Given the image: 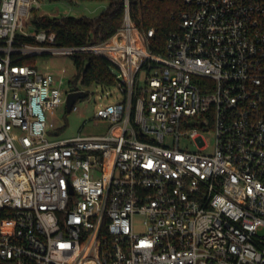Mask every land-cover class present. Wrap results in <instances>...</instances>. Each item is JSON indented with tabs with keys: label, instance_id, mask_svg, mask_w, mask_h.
Here are the masks:
<instances>
[{
	"label": "built area",
	"instance_id": "2783aa9c",
	"mask_svg": "<svg viewBox=\"0 0 264 264\" xmlns=\"http://www.w3.org/2000/svg\"><path fill=\"white\" fill-rule=\"evenodd\" d=\"M42 1L0 0V264H264V0H183L162 53L132 0L73 47L36 27ZM82 53L123 100L95 115L107 134L51 139L46 112L86 90L29 62Z\"/></svg>",
	"mask_w": 264,
	"mask_h": 264
},
{
	"label": "trees",
	"instance_id": "16d2710c",
	"mask_svg": "<svg viewBox=\"0 0 264 264\" xmlns=\"http://www.w3.org/2000/svg\"><path fill=\"white\" fill-rule=\"evenodd\" d=\"M184 7L183 0H132L131 14L139 28L145 31L151 28L155 30L150 44L153 52L162 53L169 35L179 30L180 14ZM123 19L121 1L112 0L109 8L96 18L41 17L35 18L34 24L38 29L54 32L59 47H73L108 40L121 28ZM72 59L80 74L83 89L94 85H116L117 75L114 69L118 71V67L109 59L89 53L74 55Z\"/></svg>",
	"mask_w": 264,
	"mask_h": 264
},
{
	"label": "rangeland",
	"instance_id": "374dc122",
	"mask_svg": "<svg viewBox=\"0 0 264 264\" xmlns=\"http://www.w3.org/2000/svg\"><path fill=\"white\" fill-rule=\"evenodd\" d=\"M108 6L109 4L105 1H81L78 4H73L68 0H43L39 14L46 17H62L72 14L92 19L99 16ZM30 64L40 71L49 69L59 78L62 77L61 73L66 69L67 73L63 75L64 90L83 89L80 74L69 55L38 56ZM114 72L119 75L117 69H114ZM144 83L145 73L142 72L137 78L136 88L142 87ZM86 91L88 97L76 102V111L67 112L66 105H63L53 111L46 112L48 122L53 123L59 133L57 137L53 135L51 139L60 140L78 135L101 136L107 134L110 124L96 119L95 115L99 109L123 100V96L117 85L111 87L94 85L87 88ZM141 222V218H138L136 225Z\"/></svg>",
	"mask_w": 264,
	"mask_h": 264
},
{
	"label": "water",
	"instance_id": "95a60500",
	"mask_svg": "<svg viewBox=\"0 0 264 264\" xmlns=\"http://www.w3.org/2000/svg\"><path fill=\"white\" fill-rule=\"evenodd\" d=\"M88 97V92L87 91H83V90H79L76 92H72L69 93L67 95V99H66V109L67 112H71L73 106L76 104V102L78 100H82Z\"/></svg>",
	"mask_w": 264,
	"mask_h": 264
}]
</instances>
